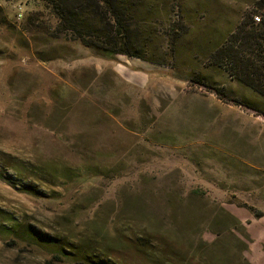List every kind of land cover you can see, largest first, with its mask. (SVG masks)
Masks as SVG:
<instances>
[{
    "label": "rangeland",
    "instance_id": "1",
    "mask_svg": "<svg viewBox=\"0 0 264 264\" xmlns=\"http://www.w3.org/2000/svg\"><path fill=\"white\" fill-rule=\"evenodd\" d=\"M141 2L146 59L0 0V264H264V97L212 59L264 0Z\"/></svg>",
    "mask_w": 264,
    "mask_h": 264
},
{
    "label": "trees",
    "instance_id": "2",
    "mask_svg": "<svg viewBox=\"0 0 264 264\" xmlns=\"http://www.w3.org/2000/svg\"><path fill=\"white\" fill-rule=\"evenodd\" d=\"M40 1L50 8L58 21L57 33L70 34L83 46L106 54L146 59V51L142 45L145 31L135 13L142 0ZM254 18L255 16L251 18L252 22L246 20L213 53L212 59L224 65L236 80L264 97V15L261 14L259 23L253 22ZM219 95L225 96L221 92ZM226 217L239 225L240 221L234 216L226 213ZM241 226L248 238L246 228L242 224ZM247 250L248 246L245 245L244 251ZM241 264L252 263L243 258Z\"/></svg>",
    "mask_w": 264,
    "mask_h": 264
},
{
    "label": "built area",
    "instance_id": "3",
    "mask_svg": "<svg viewBox=\"0 0 264 264\" xmlns=\"http://www.w3.org/2000/svg\"><path fill=\"white\" fill-rule=\"evenodd\" d=\"M255 19H256L258 22L260 21V18H259V17H256Z\"/></svg>",
    "mask_w": 264,
    "mask_h": 264
}]
</instances>
